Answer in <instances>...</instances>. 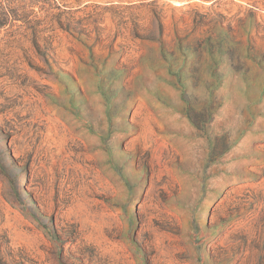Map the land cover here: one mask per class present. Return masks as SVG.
<instances>
[{"label": "rangeland", "instance_id": "374dc122", "mask_svg": "<svg viewBox=\"0 0 264 264\" xmlns=\"http://www.w3.org/2000/svg\"><path fill=\"white\" fill-rule=\"evenodd\" d=\"M0 264H264V0H0Z\"/></svg>", "mask_w": 264, "mask_h": 264}]
</instances>
